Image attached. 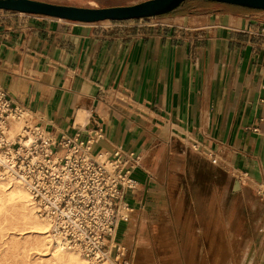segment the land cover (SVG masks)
<instances>
[{"label":"crops","instance_id":"obj_1","mask_svg":"<svg viewBox=\"0 0 264 264\" xmlns=\"http://www.w3.org/2000/svg\"><path fill=\"white\" fill-rule=\"evenodd\" d=\"M201 1L101 22L0 9V88L49 133L140 157L117 264H264V10ZM221 174L239 204L212 194L203 223L186 202Z\"/></svg>","mask_w":264,"mask_h":264},{"label":"built area","instance_id":"obj_2","mask_svg":"<svg viewBox=\"0 0 264 264\" xmlns=\"http://www.w3.org/2000/svg\"><path fill=\"white\" fill-rule=\"evenodd\" d=\"M98 139L47 132L31 109L0 88V168L27 184L51 231L66 244L97 264H117L115 237L131 211L126 191L137 186L124 158L136 167L140 157L121 147L93 153ZM257 191L264 197V184Z\"/></svg>","mask_w":264,"mask_h":264},{"label":"bare ground","instance_id":"obj_3","mask_svg":"<svg viewBox=\"0 0 264 264\" xmlns=\"http://www.w3.org/2000/svg\"><path fill=\"white\" fill-rule=\"evenodd\" d=\"M22 122L16 127L19 131ZM236 188H239L237 182ZM20 234L22 238H17ZM27 234V235H26ZM0 261L6 256L26 260L29 251L40 254L38 264H97L77 247L69 246L51 231L40 214L27 184L0 168Z\"/></svg>","mask_w":264,"mask_h":264},{"label":"water","instance_id":"obj_4","mask_svg":"<svg viewBox=\"0 0 264 264\" xmlns=\"http://www.w3.org/2000/svg\"><path fill=\"white\" fill-rule=\"evenodd\" d=\"M187 0H143L131 4L81 6L46 0H0V9L77 22L125 21L171 12ZM264 10V0H208Z\"/></svg>","mask_w":264,"mask_h":264},{"label":"rangeland","instance_id":"obj_5","mask_svg":"<svg viewBox=\"0 0 264 264\" xmlns=\"http://www.w3.org/2000/svg\"><path fill=\"white\" fill-rule=\"evenodd\" d=\"M46 1L65 3V4H74V5H81V6H108V5L131 4V3H136V2L143 1V0H46ZM201 3H208V1L207 2L201 1ZM224 178H226L224 174L219 175L216 181L217 185L216 186L211 185L209 190H208V186L204 185V183L207 182V179L201 178L200 179L201 185H199L200 190L197 191V186H196L194 190L196 192H193L192 197L188 198V201L186 202L187 205L195 204L199 207V210L202 211L201 222L203 223L207 222L206 217L208 215L206 213V206L212 200L211 199L212 197L210 198L212 194L214 193L217 194V198H218L217 205H225V203L227 205L239 204L238 200H240L241 193L239 192V188H236L238 181L233 180V182H231L230 180L227 179L228 180L227 182H223ZM224 190H229V192H227L225 198L221 199V196ZM226 197L228 200L226 199ZM220 199H221V203H220ZM246 212H248L249 219H252V213L248 210H246ZM175 228H176L175 233L178 239H183L187 237V233L183 229H180L179 224L175 223ZM155 232L154 233H155L156 238H160L161 235L157 231ZM203 232L205 231H202V233ZM222 235L224 237V231H222ZM17 238H22V236L20 234H17ZM1 247L2 246H0V248ZM157 250H158V253H160L161 248L157 246ZM39 256L40 254H37L34 251H29V253L26 256L27 257L26 260L22 261L21 263L20 262L17 263V257L15 256H6L5 258H3L2 261H0V264H38L40 262Z\"/></svg>","mask_w":264,"mask_h":264},{"label":"trees","instance_id":"obj_6","mask_svg":"<svg viewBox=\"0 0 264 264\" xmlns=\"http://www.w3.org/2000/svg\"><path fill=\"white\" fill-rule=\"evenodd\" d=\"M190 1H194V0H187L185 2H190ZM205 1H208V0H205ZM185 2H183V3H185ZM237 7L248 9V7H243V6H239V5L208 1L207 7L205 8L204 11H225L227 9L229 10V9L237 8Z\"/></svg>","mask_w":264,"mask_h":264}]
</instances>
